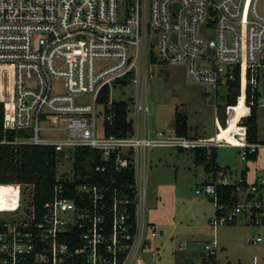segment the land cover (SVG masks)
Segmentation results:
<instances>
[{
	"label": "built area",
	"instance_id": "obj_1",
	"mask_svg": "<svg viewBox=\"0 0 264 264\" xmlns=\"http://www.w3.org/2000/svg\"><path fill=\"white\" fill-rule=\"evenodd\" d=\"M257 0H0V102L4 128L22 130L14 142L49 144L59 159L71 161L68 175L57 176L52 197L42 212L32 203V185L13 182V207L0 212V264H148L142 251L149 240L144 216V172L152 146L216 148L232 145L240 158L258 153L264 139L249 141L243 122L253 106H264L259 83L264 78V10ZM185 62L189 76L218 88L239 83L234 104L224 105L227 140L219 134L192 137L174 131H152L147 102V61ZM126 80L124 82L123 80ZM133 84L132 130L107 133L117 99L113 85ZM108 88L106 101L100 93ZM121 100V99H120ZM242 104L241 110L237 108ZM238 111V112H237ZM225 123V124H224ZM5 140V136L4 139ZM94 150L110 179L91 178L74 183L73 157L77 149ZM87 168L95 160H86ZM133 164V195L122 191L113 173ZM229 170V169H227ZM220 170L195 188L211 197L213 226L264 224V178L251 182L240 174L229 181ZM139 173V175L137 174ZM143 186L136 185L137 177ZM140 182V183H141ZM236 184L237 200L219 201L217 186ZM25 186L30 187L24 198ZM135 205V230L128 221ZM151 236L155 231L151 230ZM260 235L247 238L250 243ZM146 242V243H145ZM216 238L206 242L215 254ZM183 248V243H180ZM154 254V250L152 252ZM205 257V256H204ZM153 258V256H152Z\"/></svg>",
	"mask_w": 264,
	"mask_h": 264
},
{
	"label": "rangeland",
	"instance_id": "obj_2",
	"mask_svg": "<svg viewBox=\"0 0 264 264\" xmlns=\"http://www.w3.org/2000/svg\"><path fill=\"white\" fill-rule=\"evenodd\" d=\"M256 7L258 11H263L264 0H257ZM147 71L145 84L152 131H173L175 106L187 115L193 136L212 135L215 131V116L225 119L223 110L228 91L225 86H220L215 96L208 84L189 76L185 62L148 60ZM259 89L263 96L264 78H261ZM135 95L133 84H116L111 90L113 98L128 102L129 118L134 117L131 101ZM256 115L257 140L261 141L264 139V106L257 107ZM148 151L150 161L143 187L144 207L138 208L139 218L144 216L149 223L144 235L150 244H145L142 251L148 264H204L202 260L207 254L204 244L212 243L213 238L218 241L216 251L220 262L251 264L264 261V224L246 223L243 217L234 223L217 226L209 222L215 212L214 203L208 195L197 193L195 188L210 179L211 173L205 170L204 164L195 163L193 149L157 145ZM216 151L218 164L229 169L226 173L229 181L238 180L243 169H246L248 182L256 179L260 173L264 178L263 147L259 148L254 159H241L240 149L232 145L217 146ZM71 161L59 159L57 174L68 175ZM140 182L137 176L138 189L143 186ZM23 188L24 198H27L30 187ZM1 196L6 194L0 193ZM8 216L9 212H0V218ZM151 230L155 231L154 236L150 235ZM257 235L262 237L258 243L246 241L248 237ZM181 242L183 248L179 249Z\"/></svg>",
	"mask_w": 264,
	"mask_h": 264
},
{
	"label": "trees",
	"instance_id": "obj_3",
	"mask_svg": "<svg viewBox=\"0 0 264 264\" xmlns=\"http://www.w3.org/2000/svg\"><path fill=\"white\" fill-rule=\"evenodd\" d=\"M151 60H155L151 57ZM126 82V80H123ZM239 93V83L233 81L230 83L227 94L226 104H234L236 102L237 94ZM108 97V88L104 86L99 97V101H106ZM242 104L240 103L239 107ZM257 107L253 106L249 115L245 117L243 122L246 125L245 134L249 141L257 140ZM113 123L107 126V133L116 135H125L132 130L131 122L127 120V103L123 100H117L114 105ZM238 112V111H237ZM224 114V112H223ZM174 132L178 135H189V126L187 124V116L178 106L174 109ZM234 127V119L230 121L226 129L220 132V136L227 140H234L227 133ZM22 130H13L12 128H4V106L0 102V183L21 182L32 185V203L37 212H42L45 203L51 199L53 187L57 182V169L59 157L57 156L54 147L49 144H30L25 142H14L16 136H22ZM5 136V140L4 139ZM194 151V161L197 164H204V168L208 173H211V178L222 170L226 172L227 166H221L217 162L216 148L207 149L205 147H192ZM257 153L248 155L247 158H256ZM94 159L90 167L87 168L86 160ZM99 156L95 154L94 150L87 147L77 149L73 157L74 183L81 180H88L91 178L103 179L108 177L110 173L98 172L93 167L101 163ZM116 181L121 182L122 191H127L130 196L133 195V188L130 185L135 182L133 164L122 169L118 173H113ZM236 184H226L217 186L219 193V201L227 204H232L237 200L235 193ZM211 199V197H209ZM212 200V199H211ZM128 221L133 224L131 231L135 230V205H129ZM204 264H246L242 262H219L215 254L206 255L202 263ZM33 263V262H32ZM31 259L27 264H32ZM26 264V263H25ZM264 264V263H251Z\"/></svg>",
	"mask_w": 264,
	"mask_h": 264
},
{
	"label": "bare ground",
	"instance_id": "obj_4",
	"mask_svg": "<svg viewBox=\"0 0 264 264\" xmlns=\"http://www.w3.org/2000/svg\"><path fill=\"white\" fill-rule=\"evenodd\" d=\"M239 110H241V107H239ZM227 127V126H226ZM222 130L226 129L224 127H221ZM0 193H5L6 196L0 197V209L7 210L13 207L15 204V198L17 195V188L13 184L10 183H0Z\"/></svg>",
	"mask_w": 264,
	"mask_h": 264
},
{
	"label": "crops",
	"instance_id": "obj_5",
	"mask_svg": "<svg viewBox=\"0 0 264 264\" xmlns=\"http://www.w3.org/2000/svg\"><path fill=\"white\" fill-rule=\"evenodd\" d=\"M175 109V108H174ZM187 116V115H186ZM173 123H174V118H173ZM214 123H215V131L216 130H218V127L220 126H222L223 125V119H220L218 116H215V118H214ZM187 124H188V126H189V135L188 136H192V137H207V136H211V135H198V134H196V133H193V134H196V135H192V133L190 132V125H189V123H188V118H187ZM173 131H174V127H173ZM215 131H214V133H215ZM213 133V134H214ZM212 134V135H213ZM178 148H181V149H188V148H186V147H178ZM191 148V147H190ZM192 149V148H191ZM149 156V151H148V154H147V157ZM256 157H257V155H256ZM150 161V159H149V157H148V159H147V162L145 163V168L147 169V166H148V162ZM146 169H145V172H144V181H145V173H146ZM138 175H139V173H137ZM240 174H242V175H244L245 177H246V169H243V170H241V172H240ZM137 177V176H136ZM211 178V177H210ZM207 180H209V179H207ZM206 180V181H207ZM244 219V218H243ZM215 235V234H214ZM217 244H218V241H217ZM217 244H216V249H217ZM179 249H181L180 248V245H179ZM215 256H216V259L217 260H219L218 258H217V251L215 252ZM220 262V261H219ZM221 262H225V261H221ZM260 263V262H259ZM261 263H264V261H262Z\"/></svg>",
	"mask_w": 264,
	"mask_h": 264
}]
</instances>
